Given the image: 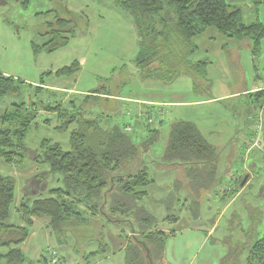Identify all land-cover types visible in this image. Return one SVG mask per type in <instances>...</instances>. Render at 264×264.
<instances>
[{
    "label": "rangeland",
    "instance_id": "obj_1",
    "mask_svg": "<svg viewBox=\"0 0 264 264\" xmlns=\"http://www.w3.org/2000/svg\"><path fill=\"white\" fill-rule=\"evenodd\" d=\"M258 1L263 3L264 0H227L228 3L240 7L242 21L246 24L263 20L264 6ZM70 6L88 9L89 17L79 11L69 10ZM49 10L52 11L45 13ZM120 11L115 0H0V73L11 77L18 88L0 97V117L12 111L13 104L35 100L34 88L29 86L30 82H39L45 72L74 61L81 63L80 71L69 78L62 77L56 81L66 82V86H71L74 90L97 89L122 93L128 86H121L120 81L125 82L128 79L136 83L133 85L134 89L139 88L140 83L137 81L140 78L134 73L133 62L138 49L137 34L132 17L128 14L124 18ZM70 14L69 18L75 24L70 45L53 52L34 51L31 41L38 44L44 42L42 34L50 31L47 23H55L56 17L68 18ZM260 54L253 67L247 70L255 79L259 76L260 79L257 80L264 82V39ZM108 77L110 78L106 79ZM47 81L49 79L46 78ZM178 87L185 88L183 80H178ZM204 90L203 96L213 95L210 83ZM84 95L74 93L68 101L81 104L85 101ZM51 99L55 100L54 97ZM87 101L83 118L88 117L85 115H93L92 119L104 116L103 119L109 124H127L124 129L129 127L131 130L125 131L135 134L134 129L138 124L131 118L132 112L128 110H131L130 106L127 109L126 104L118 101L113 106L111 99L101 97ZM232 101L223 100L216 104L219 108L218 119H215L216 128L214 134L210 135L211 138L208 137L216 147L218 157L212 165L187 164L183 168L166 162L169 169H165L161 166L163 164H151L148 172L154 182L146 188L145 198H136L120 189L107 196L103 213H107L110 206L120 204L115 217L126 222L119 226L118 222L108 221L109 218L103 214H98L97 217L90 215L84 207L85 213L81 218H70L55 229L54 237L67 239L69 243V247L62 252L53 248L62 260L66 264H260L258 258H250V255L254 243L264 238V161H254L252 156H246L250 152L247 151V144L251 137L239 148L235 145L234 141L242 140L243 137H237L238 135L233 134V127L230 128L228 106ZM243 102L248 106L251 100ZM37 107V120L42 121L46 117L54 119L55 115L44 111L43 106ZM257 108L256 112L260 109L262 113L264 133V104ZM254 120L255 116L251 123V134ZM157 125L156 122L155 126ZM169 129L170 124L165 118L160 126V139L151 147V153L156 154L155 156H160L158 153L168 137ZM141 132H144L143 129ZM145 136L146 134L142 137H131L134 143H141ZM44 138L59 142L65 149L69 148V131H59L46 125L30 127L24 141L26 145L36 148ZM262 142L263 138L260 149H253L264 158ZM236 148L242 153L235 151ZM227 172L236 176L234 184L231 185L230 181L233 180L225 176L224 180L221 179L222 182L210 181L214 174L225 175ZM247 173L254 177L250 187L222 210L228 203V194L224 203L214 202V192L211 190H218L220 194L226 186H232L233 190L238 189ZM114 187L120 188L119 184L113 185ZM167 216L175 217L176 222L170 219L166 223L164 218ZM149 217V222L143 220ZM212 222L215 226L208 233ZM153 228L165 231L166 238L156 240L155 243L148 242L141 235V230L148 232ZM111 229L116 236L119 229L122 230L118 239L111 238ZM131 231L136 232L138 239L130 235ZM145 243L151 249L150 255ZM118 245L122 247L119 251ZM69 250L73 256L68 254V258L65 253ZM49 252L45 251L48 260ZM75 252H78L77 256ZM91 252L93 255L87 257Z\"/></svg>",
    "mask_w": 264,
    "mask_h": 264
},
{
    "label": "trees",
    "instance_id": "obj_2",
    "mask_svg": "<svg viewBox=\"0 0 264 264\" xmlns=\"http://www.w3.org/2000/svg\"><path fill=\"white\" fill-rule=\"evenodd\" d=\"M115 3L132 17L138 37V49L133 62L145 79L169 84L181 75H190L194 81V92L203 94L208 82V61L190 60L192 53L197 50L191 39L209 27H214L219 34L238 39L242 46L249 48L253 58H257L261 52L264 23L259 20L244 23L240 7L228 4L226 0H115ZM70 16L56 17L55 23L48 22L50 31L42 35H49L50 38L41 44L32 42L33 50L53 52L66 45L75 28ZM233 61L241 75L240 65L236 59L233 58ZM78 66L74 61L57 70L55 75H70L78 70ZM44 74L47 76L51 72ZM16 90L18 88L13 79L0 73V97ZM38 91H42V88H36L35 100L13 104V110L0 117V158L15 166L23 165L25 160L46 163L50 166L48 176L57 177L58 186L53 188H48L46 180L44 186H41L42 181L36 185L35 181L40 175L26 181L25 196L20 206L25 225L31 224V217L46 216L49 219L48 226L55 231L68 219L81 218L85 213L84 207L94 217L103 214L110 219L108 221L118 224L126 222L115 217L120 204L110 206L109 211L103 213L107 196L119 189L140 199L147 195L146 188L154 182L148 172L149 163L154 158L151 159L148 152L161 136L162 120L158 107L150 106L145 113L152 118L151 122L142 115L132 114L131 118L138 126L134 129L135 134H131L132 131H125L127 124L123 122L121 125L109 124L103 119L104 116L92 119L93 115H85L89 118H83L87 100L96 99L100 94L107 95V90L96 89L84 95L85 101L81 104L77 101L65 104L56 98L45 101ZM251 96L255 103L260 106L264 104V89ZM39 105L43 106L44 111L55 115L54 119L46 117L42 121L37 120L35 110ZM154 122L158 125L155 126ZM39 123L59 131H69V149H64L59 142L49 138L42 139L36 148L26 145L24 139L27 130ZM142 129L146 136L141 143H134L131 136H144L140 132ZM262 138L264 143V133L261 141ZM215 158L214 147L194 124L176 121L171 125L162 155L164 164L212 165ZM156 162L159 163L158 160ZM210 181H215L214 177ZM117 184L120 188H113ZM14 188V178L0 172V264H49L45 254L36 261H27L17 248L28 234L26 227L4 225L9 218ZM40 190L47 191V194L31 200V193L36 194ZM150 218L143 220L149 222ZM166 218L176 220L173 216ZM130 235L138 239L136 232L131 231ZM141 235L151 243L166 238L165 231L154 228L148 232L141 230ZM148 249L151 254V249ZM250 258H258L260 264H264V238L254 243Z\"/></svg>",
    "mask_w": 264,
    "mask_h": 264
},
{
    "label": "crops",
    "instance_id": "obj_3",
    "mask_svg": "<svg viewBox=\"0 0 264 264\" xmlns=\"http://www.w3.org/2000/svg\"><path fill=\"white\" fill-rule=\"evenodd\" d=\"M258 3H262V2L258 1ZM262 5L264 6L263 3ZM69 10H73L74 12L79 11L80 13H83L85 17H89L88 9L84 10L81 7L76 8V6L74 7L70 6ZM51 11L52 10L46 12H51ZM120 12L124 16V18L126 15H128L123 10H121ZM261 22L264 23V18L263 20L261 19ZM41 37L44 40V42L50 38L49 35H42ZM73 37L74 36H72L71 38ZM70 39L66 45L60 48H64L67 45H70L72 41ZM191 41L197 47V50L192 53V55L190 56V60L192 62H196L203 59L208 61V64L206 66V78L208 82L206 85L210 83V90H211V94L213 92V95L203 96V94L201 95L196 94L194 92V81L190 75H181L177 77L172 83L165 84L159 80L143 78L134 65V73L135 75L138 74L137 77L140 78V80L137 81L138 83H140L139 88L136 89L133 88L134 87L133 85L136 84L134 81L131 80L128 81L127 79L124 82L123 80H121L120 81L121 86L122 85L128 86L125 92L123 91L122 93L108 92L107 95L100 94L99 97L104 98L106 100L111 99L112 100L111 104L113 106H115L116 101H118L120 104L124 103L126 104L127 109L128 106H130L131 110L130 109L128 110L132 112V114H136L138 116L142 115L144 118H146L145 113L149 111L148 107L156 106L158 107L160 112V119L163 121V119L166 118V120H168L170 124V127L176 121L190 122L195 125V127L199 130L201 135L207 140L209 144H211L214 147V149L216 147L208 140V137L211 138L210 135L214 134L216 128L217 122L215 121V119H218L217 115L219 114L218 113L219 108L216 107V104L223 100H233L232 103H230V106H228L229 108L228 120H230L231 122L230 128L233 127V134H235L236 136L238 135L237 137L240 138L243 137L242 140L238 139L234 141L235 145H237L239 148L240 146L245 144V142L252 135L251 123L257 111L255 109L257 107H258L257 109L262 107L259 104L253 102L254 97H252L251 95L260 89H264V82L262 80H257L260 79L259 76L257 79H255L254 75L251 76V72L249 73L248 72L249 70H247L248 68L253 67L255 61L258 60L257 59L258 57L253 58L247 46L245 45L242 46L240 41L232 36L219 34L214 27H209L205 29L202 33L194 36L191 39ZM32 42L33 41H31V46H32ZM233 58L236 59L237 63L241 67V71H242L241 75L238 74V69L235 64L236 62L234 63ZM76 62L78 63V65L81 64L78 61ZM69 65H64L63 67ZM61 68L62 67H59L56 70L48 71L51 72V74L47 75V77L44 76L42 81L40 79L39 82H32V83L30 82V84L34 88V92L36 91L37 87L42 88V91H38L37 93L38 95L42 96L45 101H50L51 99L49 98L54 97L60 99L61 102L66 103L70 95L74 93H78L80 95L81 94L87 95V94H91L94 91L89 89L74 90L73 87L66 86L65 84L66 82L56 81L62 77L69 78L70 76H73L74 73L80 71L79 70L80 67H79L76 72L70 75H55V72ZM46 78L49 79V81L46 82ZM109 78L110 77L106 79ZM179 79L183 80V83L185 84V88L178 87ZM234 99H236V101ZM244 100L245 101L251 100V103L247 106L243 102ZM37 126H45V125L39 123ZM169 132L170 129L168 131V136H169ZM231 132L232 130L230 131V133ZM141 133L144 134V132ZM167 142H168V137L164 141L163 147L160 149V152L158 153L160 156H155L156 154L151 153V149L149 150L148 156H150L151 159L158 157L157 159L152 160V162L149 163V166H151V164L153 165L163 164L161 165L164 166L163 168L169 169L168 166L162 162V155ZM255 150L256 149H251L250 152L248 151L249 153L246 156L247 157L252 156L254 161L255 160H258L259 162L264 161V158L261 156V154H259V152ZM235 151H239V153L241 152L239 149L237 150V148L235 149ZM234 154L235 153L233 152L232 155ZM216 159H218L217 156L215 160ZM157 160L159 161V163L156 162ZM22 164L23 165L21 166H15L13 164H9L5 162L3 159L0 158V172L5 175L13 177L15 181L14 199L9 209V218L6 222H4V225L11 227L27 228L28 234L24 239V241L17 246V248L20 249L21 253L23 254V256L27 261H36L39 258H41V256L44 255L45 251L47 250L50 251L53 248H55L60 252L64 251L66 247H69V243L67 242V239H62V238L57 239L54 237L55 235L54 231H52L51 228L48 226L49 219L46 216L31 217L30 218L31 224L29 226L25 225V223L23 222L20 206L25 196L24 188L26 181L29 180L30 178L40 175L38 177V181H35L36 185L39 184V181H42L41 186H44L46 180L48 188H53L58 186V183L56 182L57 177L48 176L49 175L48 173L50 171V166L48 164L46 163L38 164L36 162L28 161V160H25V162H23ZM186 165L187 164H180L177 165V167L181 166L185 168ZM247 175H248V179L246 180V182L243 185H240L238 189L232 191V193L230 192L231 190H233L232 186L229 187L226 186V189H223L222 192H220L221 190L220 189L219 190L220 194L218 193V190H214V189L211 190L214 192L213 194L214 202L220 201L224 203L225 196L227 194L229 195V196L227 195L228 203L223 206L222 210L226 209V207L229 204L234 202L236 198L243 195V193L247 191V188L250 187V184L253 182L254 177H252L249 173H247ZM213 176L215 182L221 181V179L224 180L223 178L225 176L230 180H233V182L230 181L231 185L235 183L234 180L236 176L231 175V173L229 172H227L225 175H223L222 173L220 175L214 174ZM226 190H228V192L230 193H228ZM211 191L210 194H212ZM45 194H47V191L45 193L42 190H40L39 193L36 194L32 192L30 195V199L32 200L40 195H45ZM263 194L264 192H262V195ZM256 211L258 212L257 208ZM164 221L166 223H169V220H167L166 217L164 218ZM214 226L215 224L214 222H212V226L209 229L208 233H211ZM121 232L122 230L119 229L118 236H116L115 232H113V230L111 229V232L109 231V234L112 239H118ZM117 248H118L117 251H119L120 248L122 247H119L118 245ZM70 253H72V251L70 250L68 252L66 251L65 256L68 257L67 255L69 254L72 257L73 254L71 255ZM74 254L77 256L78 252H75ZM92 255L93 252L89 253L87 257H91ZM113 255H115V253ZM79 262L81 261L79 260Z\"/></svg>",
    "mask_w": 264,
    "mask_h": 264
},
{
    "label": "built area",
    "instance_id": "obj_4",
    "mask_svg": "<svg viewBox=\"0 0 264 264\" xmlns=\"http://www.w3.org/2000/svg\"><path fill=\"white\" fill-rule=\"evenodd\" d=\"M146 118L149 122L152 121V118L146 115ZM252 136L250 138L249 143L247 144V151L256 148H261V135H262V113L259 109L255 114V120L253 121L252 126ZM126 130H130L129 127ZM49 264H66L65 261L62 260L61 256L57 254L55 250H50L49 252Z\"/></svg>",
    "mask_w": 264,
    "mask_h": 264
},
{
    "label": "water",
    "instance_id": "obj_5",
    "mask_svg": "<svg viewBox=\"0 0 264 264\" xmlns=\"http://www.w3.org/2000/svg\"><path fill=\"white\" fill-rule=\"evenodd\" d=\"M247 179H248V175L244 177V179L241 182V185H243L246 182ZM145 246H146V249H147V253L150 255V251H149V249H148L146 244H145ZM149 259L151 260V256H150ZM150 264H153V263L150 262Z\"/></svg>",
    "mask_w": 264,
    "mask_h": 264
}]
</instances>
